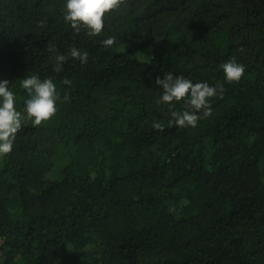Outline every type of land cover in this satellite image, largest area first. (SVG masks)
I'll return each instance as SVG.
<instances>
[{
    "label": "trees",
    "instance_id": "1",
    "mask_svg": "<svg viewBox=\"0 0 264 264\" xmlns=\"http://www.w3.org/2000/svg\"><path fill=\"white\" fill-rule=\"evenodd\" d=\"M65 3L0 0L17 110L26 76L60 97L0 158V264H264V0H127L99 36L75 32ZM233 56L239 83L221 68ZM165 73L223 85V99L197 127L170 126L191 108L158 103Z\"/></svg>",
    "mask_w": 264,
    "mask_h": 264
},
{
    "label": "clouds",
    "instance_id": "2",
    "mask_svg": "<svg viewBox=\"0 0 264 264\" xmlns=\"http://www.w3.org/2000/svg\"><path fill=\"white\" fill-rule=\"evenodd\" d=\"M127 0H66L64 19L70 22L72 29L79 33L81 27L87 30L89 36H99L105 27L106 16L118 11L122 5H126ZM114 38H108L102 43L106 47L114 44ZM50 52H55L54 47L49 48ZM70 56L77 59L81 64L88 62V53H81L76 48L70 49ZM67 57L62 54L55 55V65L53 71H62L63 64ZM225 79L228 83H239L245 74V66L238 63L233 56L221 65ZM64 84H71L65 79ZM155 84L163 92L158 103L172 105L183 101L191 108V111L182 112L171 111L172 120L170 126L179 128L192 127L198 125L202 117L207 118L212 115L211 100L213 98L223 99L225 89L223 85L218 87L209 86L206 82L193 83L183 76L165 73L163 78L157 76ZM21 87L26 90L28 98L24 101V113L22 115L16 108V96L9 90V81L0 80V158L9 155L13 150L14 142L18 132L22 130V122L25 118L30 119L34 127L50 121L57 113L56 103L60 99L56 85L51 78L41 80L37 75L26 76L21 80ZM65 100L68 97H64ZM159 129V124H154Z\"/></svg>",
    "mask_w": 264,
    "mask_h": 264
}]
</instances>
